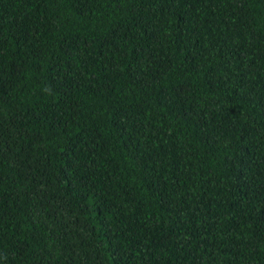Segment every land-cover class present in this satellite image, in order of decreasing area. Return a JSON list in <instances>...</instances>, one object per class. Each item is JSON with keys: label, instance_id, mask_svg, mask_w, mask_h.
Here are the masks:
<instances>
[{"label": "trees", "instance_id": "16d2710c", "mask_svg": "<svg viewBox=\"0 0 264 264\" xmlns=\"http://www.w3.org/2000/svg\"><path fill=\"white\" fill-rule=\"evenodd\" d=\"M0 264H264V0H0Z\"/></svg>", "mask_w": 264, "mask_h": 264}]
</instances>
